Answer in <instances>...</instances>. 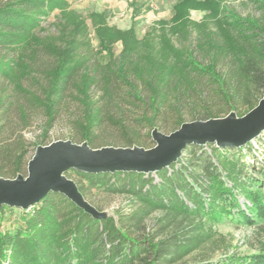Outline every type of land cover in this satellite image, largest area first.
<instances>
[{
  "label": "trees",
  "instance_id": "trees-1",
  "mask_svg": "<svg viewBox=\"0 0 264 264\" xmlns=\"http://www.w3.org/2000/svg\"><path fill=\"white\" fill-rule=\"evenodd\" d=\"M191 2L183 0L175 9ZM66 6V0H0L1 178L28 176L29 162L39 147L54 143L48 129L70 103L79 111L74 135L55 141L91 149H151L153 131L169 135L187 123L179 115L183 101L203 89L210 87L219 104L242 101L249 112L258 105L251 102L253 90L262 91L259 100L264 97V30L252 22L232 14L230 27L243 28L242 40L230 53L216 41L209 43L221 57L204 63L175 46L168 45L164 55L147 50L133 21L128 32L118 33L119 57L100 38V55H106L101 60L63 19L57 35L43 36V23ZM212 112L200 120L218 119ZM38 124L41 135L27 140L25 131ZM140 130L147 135L141 137ZM251 148L191 145L170 167L148 174L71 170L66 177L98 212L96 193L126 196L140 205L136 216L165 213L170 220L162 234L169 233L161 240L160 235L136 237L124 216L118 215L119 223L113 216L95 218L64 194L50 193L30 209H20L22 224L14 231L2 230L5 211L14 208L0 207V264H178L203 243L201 230L185 225L194 218L215 221L237 214L251 225L254 218L264 220L262 182L242 178ZM237 193L244 195L243 206ZM262 251L218 264H264Z\"/></svg>",
  "mask_w": 264,
  "mask_h": 264
},
{
  "label": "rangeland",
  "instance_id": "rangeland-1",
  "mask_svg": "<svg viewBox=\"0 0 264 264\" xmlns=\"http://www.w3.org/2000/svg\"><path fill=\"white\" fill-rule=\"evenodd\" d=\"M66 1L67 6L63 10L54 11L43 23V36L57 35V26H60L63 19V22L68 24V29H77L79 39L89 44L86 49H93L94 54L98 53L96 57L101 60L106 55H100V38L105 40L113 57H119L123 50V40L119 38L118 33L128 32L133 21L136 24V37L140 43L146 45L147 50L155 48L164 55L168 45L175 46L192 51L196 59L204 63L221 57L211 52L209 43L216 41L226 48V53H230L231 45L242 40L243 28L230 27L233 25L232 14L264 30V0H192V6H183L181 10H176L175 6L183 0ZM209 88L197 93L193 99L183 101L179 111L182 120L187 123L195 119L201 121L200 119L209 115V111L219 113L220 119L229 115L241 118L249 113L248 106L242 101L234 102L232 106L219 104ZM261 94L262 91L253 90L251 102L259 103L263 98L259 100ZM78 113L75 103L65 106L60 118L48 129V136L56 142L57 138H69L74 135V119ZM42 128V124L34 125L25 131V138L33 141L41 135ZM139 134L145 137L147 131L140 130ZM248 146L252 147L253 152L247 156L249 170L242 178L260 181L264 187V133ZM237 196L239 204L243 206L244 195L237 193ZM94 201L102 209L99 213L105 217L113 216L119 223L118 215L124 216L125 223H130L131 232L136 237L160 235L157 240H161L169 233L167 231L162 234L163 227L168 225L170 220L165 213L136 216L141 207L129 197L96 193ZM21 215L20 209L6 210L2 230H16L22 224ZM254 221V225L248 224L237 214H224L215 221L205 216L194 218L192 224L189 222L185 225L191 226L190 229L196 228V231L201 230L203 243L178 264H218L231 257L245 258L263 252L264 220L254 218Z\"/></svg>",
  "mask_w": 264,
  "mask_h": 264
},
{
  "label": "water",
  "instance_id": "water-1",
  "mask_svg": "<svg viewBox=\"0 0 264 264\" xmlns=\"http://www.w3.org/2000/svg\"><path fill=\"white\" fill-rule=\"evenodd\" d=\"M264 133V97L247 115L184 123L177 131L165 135L157 130L151 149L139 147L91 149L88 145L57 141L39 147L28 165V176L14 180L0 177V207L27 210L50 193L64 194L95 218H104L78 191L66 173L76 170L90 174L137 172L156 173L177 162L191 145L216 144L241 148Z\"/></svg>",
  "mask_w": 264,
  "mask_h": 264
}]
</instances>
